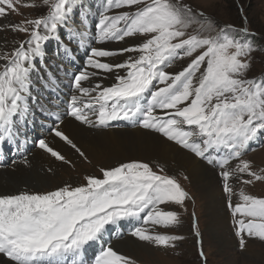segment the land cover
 Wrapping results in <instances>:
<instances>
[{
	"label": "snow or ice",
	"instance_id": "snow-or-ice-1",
	"mask_svg": "<svg viewBox=\"0 0 264 264\" xmlns=\"http://www.w3.org/2000/svg\"><path fill=\"white\" fill-rule=\"evenodd\" d=\"M21 7L43 8L46 14L0 25V31L26 36L10 51L0 50V146L22 144V123L33 114L32 73L44 55V42L66 30L69 39L61 47L69 53L71 44H82L87 35L90 10L84 0H0V19L20 14ZM77 9L83 17L80 25L72 19ZM96 29L97 43H132L116 49L89 47L85 67L72 75L66 111L49 115L61 123L66 115L91 128L124 121L157 132L218 166L241 249L248 240L264 242V197L241 190L234 204L230 184L232 179L248 185L264 182V167L242 158L264 136V72L248 76L251 54L257 50L248 28L219 27L203 6L193 7L190 0H104ZM120 57L125 58L108 62ZM185 59L180 71H167ZM109 76L113 82L103 85ZM96 77L100 79L94 85L84 86ZM45 79L56 83L54 74ZM52 132L88 160L58 124ZM38 148L70 163L45 139ZM99 172L85 175L75 186L0 194V264H136L105 238L122 224L129 226V236L157 247L183 239L158 230L180 223L177 211L162 206L183 207L190 199L163 167L133 159ZM192 219L200 237L194 212ZM94 246L98 251L90 258L87 253ZM199 256L204 258L202 246Z\"/></svg>",
	"mask_w": 264,
	"mask_h": 264
},
{
	"label": "rangeland",
	"instance_id": "rangeland-1",
	"mask_svg": "<svg viewBox=\"0 0 264 264\" xmlns=\"http://www.w3.org/2000/svg\"><path fill=\"white\" fill-rule=\"evenodd\" d=\"M98 1L102 2V0ZM22 2H33V0H22ZM35 2L39 3V0H35ZM190 2L193 7L203 6L205 14L210 16L219 27L230 24L233 25L234 28H248L251 33V36H249L248 39L254 42L255 48L257 49L251 54L252 70L248 73V76L252 77L264 72V0H190ZM241 9H243V11H241ZM19 12L22 14L12 13L5 18V22L2 19L0 25L18 23L26 19L35 18L40 14H46L45 9L39 7L35 9L21 7ZM23 39H26L25 34H18L9 30L0 31L1 48L4 47L0 50L10 51L15 44H18L19 41ZM52 43H54V41H52ZM131 43L132 41L129 40L128 44ZM128 44L120 42L114 44L113 47H125L128 46ZM50 48L51 44L49 45V49ZM124 58L125 57L110 58L109 62H113L114 60L115 62H119L120 59L123 60ZM187 63V59L177 61L174 66L170 68V72L180 71ZM108 81H113V79L110 78ZM102 82L104 85V81ZM155 134L159 133L156 132ZM252 151L253 150L247 151L242 158L253 161L258 167H264V145L256 148L253 152ZM81 159L82 163L78 164L81 168L79 167L78 169L77 165L69 164L67 165L69 167L58 170L60 176H54L52 178V185L36 189L32 188L30 190L38 192L50 191V189L52 190V187L57 188V186H62L73 178H75L74 180H76V182L72 183L71 181L69 184L75 186L83 182V177L85 175H97L100 173L99 168H97L99 167L97 163L94 164L89 158L88 160ZM136 160H146L145 162H150L153 165H160L163 167L165 174L176 178L181 186L189 193L190 199L185 200L183 207H180L179 205L162 206L165 210L177 211L180 215V223L178 225L169 226L167 229L162 226L158 228L160 231H168L171 234L182 236L183 239L174 242V246L157 247L138 241L131 236L123 239L117 238L112 241V245L119 250V253L130 257L136 262V264H264V242H260L259 240H248L246 247L243 249H241L239 245V239L235 234L234 218L231 209L228 207V196L223 191V180L219 174L221 169L218 166H214L213 179L216 180L218 183L217 185L222 189V198L217 199L215 197L213 200L210 199V201L209 199L204 198V189L200 187L194 179L190 178L188 173L184 170L177 169L178 166L175 165V169L164 161V163L148 161L144 156H142L141 159ZM235 163L236 162H233L231 164L232 168H235ZM115 165L116 163L112 166ZM101 167H111V165H101ZM154 170L159 171V169L155 167ZM7 176L8 175H6L5 178ZM184 177H187V179ZM244 178L248 179L247 176ZM210 180L208 182H213L211 178ZM9 183L11 184L10 179L1 181L0 185L6 186L9 185ZM230 184L235 193L232 197V202L234 204L239 202L238 194L241 190L247 194L264 197V182L254 181L253 184L248 185L239 182L237 179H232L230 180ZM42 188H47V190ZM193 212L196 216L201 240L195 236L192 227ZM221 213H223V215L225 213L228 220L225 219L223 222L222 220H219V217H222ZM213 222H215V225L212 229L210 226ZM211 229L219 232V239L225 242L226 248L222 249L220 247L218 239L215 237ZM130 243L147 245L150 250H137L131 252L128 247L130 246ZM201 246L204 251V258L199 256V249ZM145 251H148L149 254L152 253L153 255L149 256Z\"/></svg>",
	"mask_w": 264,
	"mask_h": 264
},
{
	"label": "bare ground",
	"instance_id": "bare-ground-1",
	"mask_svg": "<svg viewBox=\"0 0 264 264\" xmlns=\"http://www.w3.org/2000/svg\"><path fill=\"white\" fill-rule=\"evenodd\" d=\"M102 3L103 0L102 2L98 0H84L86 8L90 10V14L88 15V17H91L94 12L101 11L103 7ZM78 10L81 13V10ZM1 20L2 19H0V23H2ZM3 20L5 22V18H3ZM64 31L66 30L60 31L59 40L60 42L66 43V38L61 36ZM56 42L57 41L55 39L54 43H52V41L51 43H49V45L51 44V48L56 47ZM49 45L47 47V50H49ZM42 47L44 55L36 60V71L32 73V95L34 94V90L36 87V76L38 74H42L44 71V44L42 45ZM70 47L72 49V45ZM3 48H1L0 42V49ZM59 48L60 44L58 42V49ZM110 78L113 79L110 76L103 79L105 86L110 85L113 82L108 81V79L110 80ZM23 125L24 124L22 123V127ZM62 127L64 131H66L72 137V139H74L77 146L85 152L89 160L93 161L94 164L97 163L99 165V167L97 168H100L101 165L112 166L115 163L117 164L133 159H141V157L144 156V158L148 161H156L158 163L165 162L172 168L176 169V165L178 166L177 169L179 168L180 170H184L186 173H188L190 178L194 179V181L204 189V198L209 200H213L215 197L217 199L222 198V189L219 187V185H217L218 183L216 182V180L213 179L214 169L208 166L202 160L195 157L191 152L181 148L174 142L173 144L171 143V141H168L165 138L161 137V134H155L156 132L154 131L144 130L140 128L97 131L87 129L73 120H66L65 123L62 124ZM46 141L50 145L48 139H46ZM59 149L61 150V153L66 158H68L69 161L73 162L72 164L77 165V168L79 169L80 166L78 164L82 163V157H80L74 149L68 148L64 144H61ZM25 159L28 161L27 164L24 163ZM68 159L66 160L68 161ZM69 164L70 163L55 160V158L51 157L50 154L46 153L44 150L39 149L37 145L34 151L32 153H29V155L23 160L16 163H10L0 166V182L8 179L11 180V184L9 183V185H0V194H14L24 189H36L43 186L49 187L50 185H52V178L54 176H60L58 170L61 168L69 167L67 166ZM49 168L52 169L51 172L48 171ZM6 175L8 176L5 178ZM210 178L213 180V182H208ZM74 179L75 178L71 179L72 183L76 182V180ZM53 188L55 187H52V190H54ZM42 189L47 190V188ZM221 215L222 217H219V220H222V222L225 219L228 220L225 213L224 215L223 213H221ZM215 222H213V224H211L210 226L212 229L215 225ZM212 232L218 239L220 247L222 249L226 248L225 242L219 239V232L216 230H212ZM128 247L129 251L131 252H135L137 250H150L147 245L145 246L139 243H130V246ZM145 252H147L149 256L153 255L152 253L149 254L148 251ZM2 261L3 257H0V262Z\"/></svg>",
	"mask_w": 264,
	"mask_h": 264
}]
</instances>
